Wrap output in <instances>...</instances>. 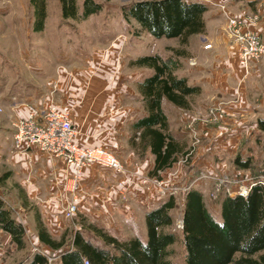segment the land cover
Here are the masks:
<instances>
[{
  "label": "rangeland",
  "instance_id": "1",
  "mask_svg": "<svg viewBox=\"0 0 264 264\" xmlns=\"http://www.w3.org/2000/svg\"><path fill=\"white\" fill-rule=\"evenodd\" d=\"M82 1L76 0L78 12L82 9ZM131 1L135 0L105 1L100 11L85 20H63L59 0H45L47 21L45 19L44 28L46 27V30L43 28L41 32H34L32 30L33 8L29 0H0V91L6 95L11 93L38 95L39 88L42 89L43 83L47 81V67L49 68L51 63L55 65V62H62L71 66L80 64L84 61L83 56L90 55L88 50L90 46L99 45L101 42L104 44L117 31L126 34L125 52L128 55L131 54L133 59L141 55H160L168 61L170 66L173 65V73L187 72L189 65L187 48H191L190 43L181 45L179 40L165 37L154 38L142 31L135 34L140 30L139 25L133 19H125L121 13L122 5ZM230 1L233 2L232 6L246 9L248 11L246 13H258L260 18L264 15V0ZM131 60L127 64L131 69H142L140 66L131 65ZM197 94L188 96V105L184 108L180 107L181 110L170 103L166 108L171 118H177L174 124L179 127V142L182 144L176 155L177 158L191 147L192 138L185 126L186 123L195 116L204 117L208 109V107L204 110L199 109L203 106H198L195 102L200 99V95ZM3 117V113H0V197L11 210L12 216L24 221L25 246L22 249L17 248L9 235L0 229V264H25L34 252L44 254L47 258L46 264H59L58 251L42 245L37 238L36 214L39 215L41 222L53 238L65 237L66 246L71 244L76 231L100 246H103V241L97 234V230L118 239L133 236L142 240L146 238L141 206L148 204L147 197L140 194L138 190L119 193L116 188L117 178L114 180L115 177L110 174L112 171L99 166L97 170L99 175L101 174L103 184H94L88 193L81 192L82 189H80L81 194L78 193V197L84 206H81L79 202L80 210L74 217L70 219L64 217L62 202L57 207H53L52 211L47 210L46 218L38 199L35 197L29 199L25 192L27 188L20 186V182L24 179L27 182L28 177L27 175L25 177V171H21L18 161L10 156L12 125H8ZM227 118L229 116H225V119ZM249 119L252 117L250 116ZM196 134L200 137V143L198 147H195L192 162L185 164L177 162L164 171V177L171 179L169 184L177 189L172 195L175 200V207L170 211L172 224L164 227L165 231L175 232L178 237V240L169 246L172 251L169 258L176 264H184L180 221L186 191L190 187H197L192 180L201 171L211 169L209 166H212L213 172L218 175L233 176L237 173L250 177L264 175V133L256 128L246 130L242 141L233 150L230 146L219 145L223 141V135L220 133L211 131L209 137H203L198 131ZM236 156L242 159L251 158L252 166L248 169L237 168L233 163ZM3 176L6 178L1 179ZM23 185L25 186V183ZM167 197L169 196L158 197L156 202ZM125 201H128L132 208L125 206V203L123 206L122 202ZM217 206V201L212 200L207 208L209 207L211 214L219 219ZM149 207L146 206V208ZM87 208L89 212L85 210ZM125 209L126 214L131 211L129 218L124 214ZM238 256L239 254L235 255V257Z\"/></svg>",
  "mask_w": 264,
  "mask_h": 264
},
{
  "label": "crops",
  "instance_id": "2",
  "mask_svg": "<svg viewBox=\"0 0 264 264\" xmlns=\"http://www.w3.org/2000/svg\"><path fill=\"white\" fill-rule=\"evenodd\" d=\"M227 1V9L230 13L237 15L248 12L244 8L232 6L233 2L230 0ZM207 7L203 14L204 32L189 36L187 41L191 47L187 48L188 59L195 58L197 65L187 64V72L174 74L186 77L188 85L199 87L197 95H200V99L195 102L198 106L204 107L199 109L204 110L217 102L223 103L225 114L229 118L220 120L217 124H209L200 121V116H195L194 124L203 137H209L211 131L222 134L223 141L219 145L230 146L233 150L242 141L243 133L255 129L256 119L264 116V60L250 64L249 70L245 71L237 59L238 48L233 46L225 32V19L219 8L215 5H207ZM257 31L264 38V15L261 17ZM208 43L211 47L203 48V45ZM126 47V34L117 31L104 44L101 42L99 45L90 46L88 49L90 55L83 56L84 61L80 64L71 66L62 62H55V65L51 63L49 68L47 67V81L43 83L42 89L39 88L38 95L14 93L6 95L0 91V113H3V118L11 126L17 117L26 115V107L23 103L44 105L51 100L70 112L77 131L75 142L78 145L106 147L120 159L131 175L139 177L148 175L154 165V156L140 137L141 129L135 130L132 124L147 113L138 90V82L147 76L150 70L146 67H141L140 70L131 69L127 64L133 58L131 54L125 52ZM168 103H170L168 100L163 99L161 107L167 117L168 131L177 145L174 152L177 155L182 143L179 142V127L174 124L177 118H171L166 111ZM175 107L181 110L180 107ZM250 116L252 119L248 120ZM11 150L12 147H10V156L18 161L21 171H25V177L26 175L28 177L27 182L24 181L25 179L20 182V186L27 188L25 192L29 199L34 197L38 199L43 208L42 212L47 218V210L52 211L53 207L61 204L67 194L65 184L69 170L61 159L36 150ZM209 167L211 169H208V172L214 173L212 166ZM97 168L98 166H92L84 169L80 181L81 192L88 193L94 184H103ZM110 174L116 180V175L113 172ZM151 186L150 183L145 184L143 180H139L132 188L133 191L138 190L147 197L146 200L149 201L147 207L153 206L158 201L156 192ZM197 187L203 191V201L207 207L212 201L208 197V186ZM80 203L82 206L83 203ZM122 203L123 206L125 203V206L131 207L128 201ZM146 206H141L143 224L144 212L150 208ZM217 209L219 211L218 206ZM85 210L89 212L88 208ZM124 211L126 214V209ZM130 214L131 211L126 214L127 218ZM17 220L22 224L24 222Z\"/></svg>",
  "mask_w": 264,
  "mask_h": 264
},
{
  "label": "trees",
  "instance_id": "3",
  "mask_svg": "<svg viewBox=\"0 0 264 264\" xmlns=\"http://www.w3.org/2000/svg\"><path fill=\"white\" fill-rule=\"evenodd\" d=\"M109 0H83L77 10L76 0H59L63 20H85L101 10ZM33 8L32 30L41 32L46 19L45 0H29ZM207 5L194 0H135L122 5L125 19L139 25L138 32L154 38H176L185 45L189 36L205 30L204 12ZM131 65L146 67L150 72L138 82V90L147 113L137 118L132 127L140 130V137L154 156L149 172L156 175L177 161L175 140L168 131L167 117L161 107L162 100L184 108L187 97L199 93V87L188 85L184 76L173 73V65L160 55H141L130 61ZM176 64V63H175ZM256 129L264 133V116L257 118ZM142 141V140H141ZM239 169H248L252 159L236 156L233 161ZM6 178L3 176L1 179ZM219 219H216L203 201V191L191 187L185 194L181 229L184 247V264H264V187L255 186L246 199L224 196L217 199ZM175 207L173 196L160 200L144 213L145 235L118 239L101 230L97 234L103 246L94 244L76 231L69 246L65 237L53 238L35 216L37 238L51 250L58 251L59 264H176L169 257V246L177 234L165 231L172 224L170 211ZM0 229L7 233L17 248L25 246V228L12 216L11 210L0 197ZM239 254L238 257H235ZM46 256L34 252L25 264H46Z\"/></svg>",
  "mask_w": 264,
  "mask_h": 264
},
{
  "label": "built area",
  "instance_id": "4",
  "mask_svg": "<svg viewBox=\"0 0 264 264\" xmlns=\"http://www.w3.org/2000/svg\"><path fill=\"white\" fill-rule=\"evenodd\" d=\"M194 1L215 5L219 8L225 19V32L233 46L238 48L237 59L245 71L249 70L250 64L264 60V38L257 31L261 20L258 13L234 15L228 11L226 1ZM210 47L209 43L203 45L205 49ZM188 64L196 66L197 61L195 58H190ZM23 105L26 107V115L17 117L12 123L11 147L14 151L33 149L64 162L67 170H69V177L65 184V190L69 196L66 194L63 199L65 218L70 219L79 211L78 193L80 192L81 176L84 169L92 166L111 170L117 177L116 188L119 193L131 191L139 180L150 183L158 197L172 196L177 191L174 185L169 184L170 177H164L166 169L158 170L154 176H134L127 171L120 159L106 147L78 145L75 142L77 131L73 125L71 114L66 108L60 107L51 100L44 105L34 103H23ZM225 116L223 103L217 102L208 107L205 116L200 121L217 124L220 120L225 119ZM194 121H196L195 118H192L185 125L192 138L191 147L181 153L174 163L192 162L195 147H198L200 143ZM192 181L197 186H208V197L213 201L224 196H240L246 199L253 187H264V175L250 177L237 173L230 176L201 171ZM182 227L181 220L180 228L182 229Z\"/></svg>",
  "mask_w": 264,
  "mask_h": 264
}]
</instances>
